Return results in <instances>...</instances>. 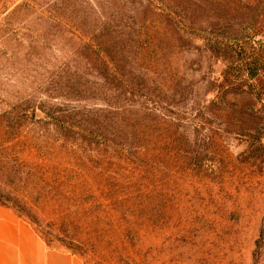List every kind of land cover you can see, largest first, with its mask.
<instances>
[{"label":"rangeland","instance_id":"374dc122","mask_svg":"<svg viewBox=\"0 0 264 264\" xmlns=\"http://www.w3.org/2000/svg\"><path fill=\"white\" fill-rule=\"evenodd\" d=\"M0 193L87 264H264V0H0Z\"/></svg>","mask_w":264,"mask_h":264},{"label":"crops","instance_id":"0c3cea01","mask_svg":"<svg viewBox=\"0 0 264 264\" xmlns=\"http://www.w3.org/2000/svg\"><path fill=\"white\" fill-rule=\"evenodd\" d=\"M0 264H87L76 254L47 246L34 228L0 203Z\"/></svg>","mask_w":264,"mask_h":264},{"label":"trees","instance_id":"16d2710c","mask_svg":"<svg viewBox=\"0 0 264 264\" xmlns=\"http://www.w3.org/2000/svg\"><path fill=\"white\" fill-rule=\"evenodd\" d=\"M259 103H261V101L259 100L258 101ZM2 193H0V198H3L5 195H1ZM41 238L45 241V243L47 244L48 247H50V242H51V239L49 238V236L47 234H40L38 233Z\"/></svg>","mask_w":264,"mask_h":264}]
</instances>
